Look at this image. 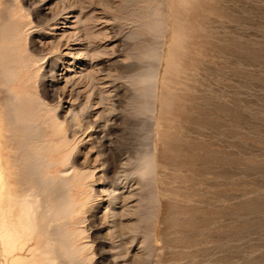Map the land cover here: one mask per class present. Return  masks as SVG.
<instances>
[{
	"label": "rangeland",
	"instance_id": "obj_1",
	"mask_svg": "<svg viewBox=\"0 0 264 264\" xmlns=\"http://www.w3.org/2000/svg\"><path fill=\"white\" fill-rule=\"evenodd\" d=\"M149 1L0 0L2 95L99 195L90 264H264V0Z\"/></svg>",
	"mask_w": 264,
	"mask_h": 264
},
{
	"label": "bare ground",
	"instance_id": "obj_2",
	"mask_svg": "<svg viewBox=\"0 0 264 264\" xmlns=\"http://www.w3.org/2000/svg\"><path fill=\"white\" fill-rule=\"evenodd\" d=\"M2 91L0 87V264H90L92 242L85 240L89 233L81 223L91 199L82 201L77 192L88 174L78 173L64 159L58 161L57 147L47 150L44 145V136L54 138L43 126L44 119L36 122L18 114ZM139 166L141 175L144 169ZM98 196L94 194L90 207ZM117 197L121 196L112 195ZM132 212L128 209L118 216L121 226L116 236L122 247L133 241H128L124 230L128 225L122 220Z\"/></svg>",
	"mask_w": 264,
	"mask_h": 264
}]
</instances>
